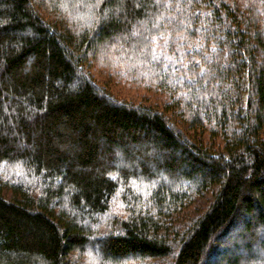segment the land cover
I'll use <instances>...</instances> for the list:
<instances>
[{
	"label": "trees",
	"instance_id": "16d2710c",
	"mask_svg": "<svg viewBox=\"0 0 264 264\" xmlns=\"http://www.w3.org/2000/svg\"><path fill=\"white\" fill-rule=\"evenodd\" d=\"M0 264H264V0H0Z\"/></svg>",
	"mask_w": 264,
	"mask_h": 264
},
{
	"label": "rangeland",
	"instance_id": "374dc122",
	"mask_svg": "<svg viewBox=\"0 0 264 264\" xmlns=\"http://www.w3.org/2000/svg\"><path fill=\"white\" fill-rule=\"evenodd\" d=\"M117 88L120 89L121 91H118L116 88H114L112 91L115 95L117 94L122 99L123 98L128 99L127 101L139 102V100H140L139 95L142 94V92H137V91H133V90H127L125 88H120V87H118V85H117ZM118 92H120V94H118ZM149 101H150V99H149Z\"/></svg>",
	"mask_w": 264,
	"mask_h": 264
}]
</instances>
